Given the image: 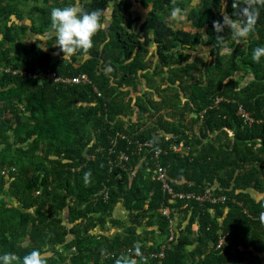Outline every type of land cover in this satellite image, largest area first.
<instances>
[{
  "label": "trees",
  "instance_id": "obj_1",
  "mask_svg": "<svg viewBox=\"0 0 264 264\" xmlns=\"http://www.w3.org/2000/svg\"><path fill=\"white\" fill-rule=\"evenodd\" d=\"M233 2L0 0V252L115 264L139 244L137 264H264V11L220 52L213 22ZM70 3L102 27L64 59L50 12Z\"/></svg>",
  "mask_w": 264,
  "mask_h": 264
},
{
  "label": "clouds",
  "instance_id": "obj_2",
  "mask_svg": "<svg viewBox=\"0 0 264 264\" xmlns=\"http://www.w3.org/2000/svg\"><path fill=\"white\" fill-rule=\"evenodd\" d=\"M233 8L235 11L232 14L225 13L222 20L213 22L217 33L215 45L220 52L228 50V37L234 41L245 40L255 31L257 20L264 11V0H234ZM102 16L101 10H87L81 8L78 3L65 4L62 7L51 9L50 20L51 28L55 32V45H58L59 50L63 52L64 59L78 50L87 51L93 46L94 37L102 27ZM226 28L229 30L227 35L224 34ZM32 38L29 37V40ZM262 58H264V45H258L253 49L252 59L259 63ZM88 83H91V80L86 83L71 84ZM220 100V98L217 99V101ZM141 254V246L136 244L133 252L120 255L115 260V264H137L135 257ZM18 259L21 264H48V256L40 248H32L22 258H18L14 252H0V264H17Z\"/></svg>",
  "mask_w": 264,
  "mask_h": 264
},
{
  "label": "built area",
  "instance_id": "obj_3",
  "mask_svg": "<svg viewBox=\"0 0 264 264\" xmlns=\"http://www.w3.org/2000/svg\"><path fill=\"white\" fill-rule=\"evenodd\" d=\"M49 76L51 78L54 79V81L56 82H62V83H86L88 81H90L89 77L86 74H81L78 76H74V77H68V76H62L59 75L57 72L53 71L49 74ZM239 113L244 116V117H249V113L241 106L239 109ZM158 178L163 182L164 188L174 196H179V197H184L185 193H179V192H175L172 188V186L169 184L167 177L165 175V171L163 170L162 167H159L158 169ZM204 198H208V199H212L213 201H218V198H212L211 197V190L207 189L206 193L203 196H198V199H203ZM225 197L220 198L219 200H224ZM170 210L169 208H165L164 213L169 214Z\"/></svg>",
  "mask_w": 264,
  "mask_h": 264
},
{
  "label": "rangeland",
  "instance_id": "obj_4",
  "mask_svg": "<svg viewBox=\"0 0 264 264\" xmlns=\"http://www.w3.org/2000/svg\"><path fill=\"white\" fill-rule=\"evenodd\" d=\"M20 7H21V5H20ZM133 10H134V9H133ZM188 11H189V10H186V15H187ZM133 13H134V14H133L134 17L140 15L139 10H134ZM25 18H28V17L26 16ZM182 18H183V17H182ZM26 20H27V19H26ZM184 26H185L187 29H190V28H191L189 21L186 22V24H184ZM33 38H35V37H33ZM36 38H38L37 41L39 42V44L44 45V43H46V39H45L44 37L41 38V36H37V35H36ZM203 51H204V50H203ZM203 51H202V52H203Z\"/></svg>",
  "mask_w": 264,
  "mask_h": 264
},
{
  "label": "crops",
  "instance_id": "obj_5",
  "mask_svg": "<svg viewBox=\"0 0 264 264\" xmlns=\"http://www.w3.org/2000/svg\"><path fill=\"white\" fill-rule=\"evenodd\" d=\"M13 20H17L15 16H14ZM27 20H28V19H27ZM18 22L22 23V22H27V21H26V19H25V20H23V21H19V20H18Z\"/></svg>",
  "mask_w": 264,
  "mask_h": 264
},
{
  "label": "water",
  "instance_id": "obj_6",
  "mask_svg": "<svg viewBox=\"0 0 264 264\" xmlns=\"http://www.w3.org/2000/svg\"><path fill=\"white\" fill-rule=\"evenodd\" d=\"M177 148H180V146H179V145H177Z\"/></svg>",
  "mask_w": 264,
  "mask_h": 264
}]
</instances>
